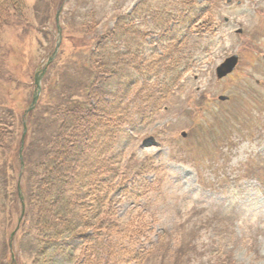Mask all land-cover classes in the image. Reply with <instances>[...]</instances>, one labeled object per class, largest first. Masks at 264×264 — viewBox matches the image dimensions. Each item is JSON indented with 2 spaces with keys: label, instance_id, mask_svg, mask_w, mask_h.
<instances>
[{
  "label": "rangeland",
  "instance_id": "1",
  "mask_svg": "<svg viewBox=\"0 0 264 264\" xmlns=\"http://www.w3.org/2000/svg\"><path fill=\"white\" fill-rule=\"evenodd\" d=\"M195 4L182 10L179 0H20L10 11L0 5V117L9 109L0 149V264L89 262L80 242L67 239L40 253L37 217L25 213L20 188L41 162L43 144L57 131L55 121L66 117L64 106L86 111L94 104L89 94L101 73L91 49L113 29L121 37L108 49L128 50V69L113 74L108 89L114 101H105L116 102L126 119L102 161L110 181L117 151L116 174L130 179L126 195L112 193L110 218L135 224L129 234L103 238L105 246L96 250L101 257L92 252L90 259L131 264V248L156 243L155 256L142 264H160L164 257L166 264H264V0ZM190 17L209 27L198 38L182 25ZM121 18L125 27L116 30ZM172 31L182 40L168 62L156 66L161 51L173 50L167 41ZM54 52L22 144L19 112L26 101L30 105L36 73ZM231 55L238 56L235 71L215 81L214 69ZM147 92L162 98L143 120ZM220 96L227 100L218 101ZM18 159L27 169L24 179L21 170L17 174Z\"/></svg>",
  "mask_w": 264,
  "mask_h": 264
},
{
  "label": "trees",
  "instance_id": "2",
  "mask_svg": "<svg viewBox=\"0 0 264 264\" xmlns=\"http://www.w3.org/2000/svg\"><path fill=\"white\" fill-rule=\"evenodd\" d=\"M12 3L19 7L20 0H4L3 4L0 5L3 11H10L13 10ZM179 4L182 10L188 6L194 8L198 6H196L195 0H179ZM197 17L198 13L195 14L194 18ZM182 22L184 29L186 31L192 29L194 37L197 38L201 36V32L209 28L197 25V21L192 22L191 17L188 21ZM125 23L126 18L119 19L116 30L120 27L124 28ZM111 34L113 35H109L108 38L106 35L102 38L99 37L95 47L91 49L92 59L96 60V62L92 61L93 65L96 67L97 74L98 72L101 73L97 84L92 86V91L89 94V98L94 99V104L88 105L86 111L77 105L64 106L61 114L64 113L66 117L64 119L58 118L55 121L57 131L49 141L43 144L41 162L34 166L26 177L24 175L27 170L25 163L23 165L24 170L21 171L22 178L25 177L23 189L20 188L24 199V210L26 214L27 210L28 213L36 214V229L37 233L40 234L37 241L40 245V253L51 248L54 249L65 239L74 243L80 242L81 252L87 251L85 258L89 261L87 264H90V260L92 261L91 264H94V259H90L93 255L92 252H95L98 258L101 257V253L96 250H101L105 246L101 244L103 238H109L112 232H130L131 227L135 224L134 219L120 222L110 218L111 204L114 201L112 193L115 194L118 191L126 195L125 193L128 192L126 186L130 179L127 180L125 172H123L124 174H116L121 169L119 166L121 159L117 151L113 156L116 165V168H113L115 174L110 181L105 179V172L107 171L104 166L105 160L102 161L104 154L113 147L114 143H117L118 140L116 139L119 138L117 136H119V130L122 127L121 121L126 119L125 112L115 106L116 102L114 106L111 103L114 100L109 93L113 92L108 87L112 85L110 83H112L113 74H120L123 70L128 69L126 64L128 59L125 56L129 55V51L121 49L119 53H111L109 49H115L114 44L118 43V38L121 37V35L117 36L114 29ZM181 40L178 34L172 31L167 41L173 50L169 51L171 48L164 49L163 51L167 50V53H164L163 56L161 55L163 51H161L159 54L161 61L157 60L155 65L164 66L169 57L174 52L176 53L177 45ZM100 49L101 53L98 55ZM153 54L154 52H152ZM96 56L97 58L106 57L104 59L98 58L97 61ZM136 59L141 61V59ZM140 61L137 62L140 63ZM103 74L107 76L104 77ZM102 79L104 83H101ZM153 94L156 96L154 100H152ZM145 96L150 100V106L145 108L146 113L143 120H149L155 109L158 108L162 94L147 92ZM107 97L113 101L106 102L105 98ZM28 106L27 101L22 105L18 123L21 129L22 123L25 121L29 132V118L33 113L25 114ZM7 111H9L8 108L6 111L3 110L2 117H0V149H5L6 128L8 127ZM22 159L24 161L23 155ZM20 167L18 159L17 174L20 173ZM144 168L142 167L141 170ZM135 175H139V173ZM132 179L131 184L134 183ZM105 208L109 210L104 212ZM136 231L140 232L141 227L137 228ZM88 232L91 233L88 234ZM132 232L135 231L132 230ZM154 245L156 243L149 245V249L148 247L146 249L138 247V251H134L136 246L131 248L132 253L129 255V262L142 264L145 257L150 259L155 256L151 253ZM5 255L4 253V257ZM174 258L176 256L172 259ZM163 261L161 259L160 264H166Z\"/></svg>",
  "mask_w": 264,
  "mask_h": 264
},
{
  "label": "water",
  "instance_id": "3",
  "mask_svg": "<svg viewBox=\"0 0 264 264\" xmlns=\"http://www.w3.org/2000/svg\"><path fill=\"white\" fill-rule=\"evenodd\" d=\"M229 3V1H228ZM237 5L240 4V2H237L236 3ZM226 21V20H225ZM235 34L239 35L241 34V30H237L235 31ZM238 64V57L237 55H232L230 57H227L225 58L215 69H214V77H215V81H221L222 79H224L225 77H227L228 75H230L236 68ZM44 70L42 71V73L40 75H36L35 78H34V84H35V92H34V97H33V101L31 103V106L30 108L28 109V111H30L32 108H33V105L35 104L36 102V99H37V95L39 93V81H40V78H41V75L43 74ZM218 100L223 102L226 100L225 97L223 96H220L218 97ZM25 127L23 129V134H22V140H21V143L23 142V137L25 135ZM185 133H182V137H185ZM22 145V144H21ZM22 149H20L21 151Z\"/></svg>",
  "mask_w": 264,
  "mask_h": 264
}]
</instances>
